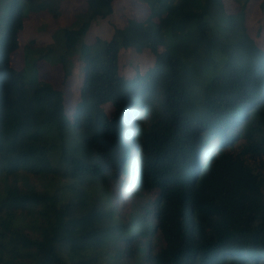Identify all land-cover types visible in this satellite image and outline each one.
I'll use <instances>...</instances> for the list:
<instances>
[{"label": "trees", "instance_id": "obj_1", "mask_svg": "<svg viewBox=\"0 0 264 264\" xmlns=\"http://www.w3.org/2000/svg\"><path fill=\"white\" fill-rule=\"evenodd\" d=\"M52 1L0 0V264H264V45L246 25L251 0L234 12L137 0L141 18L85 43L115 1L86 0L15 69L25 23ZM129 49L152 66L122 70ZM41 62L63 82L78 65L74 102Z\"/></svg>", "mask_w": 264, "mask_h": 264}, {"label": "rangeland", "instance_id": "obj_2", "mask_svg": "<svg viewBox=\"0 0 264 264\" xmlns=\"http://www.w3.org/2000/svg\"><path fill=\"white\" fill-rule=\"evenodd\" d=\"M263 1L264 0H251L248 5V17L246 19V25L248 29L251 30V35L255 37V34L257 33L256 40L261 45H264V9L261 8V3ZM138 4L137 0H115L113 15L109 18V21L103 20L93 23L84 37L85 43L92 42L96 37L101 39L109 37L107 22L116 26H121L128 18L134 16L141 18L143 11ZM223 4L228 12H234L236 10V5L233 0H223ZM51 5L53 10L57 11V16L52 14L53 10L41 11L25 23L24 30L19 35L21 48L13 55L12 59V65L15 69H22L24 67L22 48L28 42L32 41L37 44V46L53 44V33L59 28L70 26L73 17L76 14L83 12L86 0H53ZM259 14H261L260 20L256 23L255 17ZM135 64H138L140 69L144 71L152 66L153 58L147 51L142 52L141 54L136 53L132 49L120 52V66L122 70ZM38 71L43 78L52 80L57 89L65 91L70 102H74L76 97L74 87H76L75 85H79L78 65H75L71 77L68 78L67 82H63V72L59 67L41 62L38 66ZM122 179L120 173H117L116 176H113L111 182L112 194L113 197L116 198L115 203L118 206L125 202L119 182ZM262 186H264V182L262 183Z\"/></svg>", "mask_w": 264, "mask_h": 264}]
</instances>
